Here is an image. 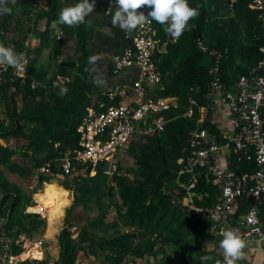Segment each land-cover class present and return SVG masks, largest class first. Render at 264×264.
I'll use <instances>...</instances> for the list:
<instances>
[{"label": "rangeland", "instance_id": "374dc122", "mask_svg": "<svg viewBox=\"0 0 264 264\" xmlns=\"http://www.w3.org/2000/svg\"><path fill=\"white\" fill-rule=\"evenodd\" d=\"M64 1L68 7L80 2ZM188 3L198 7L199 14L176 42H164L160 56L165 76L170 73L172 78L165 77L163 88L157 91L173 100L175 114L182 112L189 96L205 87L206 77L196 78L193 73L191 60L196 51L189 35L201 18L209 21L208 40L219 38L229 48L230 66L235 70L252 64L264 50L261 29L249 8L251 0H234L232 9L223 5V0ZM18 4L16 0L11 14L0 15V43L25 55L36 87H30L31 91L21 86L16 92L0 87V123L6 127L0 131V226L12 252L20 253L21 243L29 241L33 243L26 245L21 255L36 254L40 256L37 261L45 264H223L219 246L223 237L212 232L197 212L213 205L216 194L200 183L189 190L190 183L176 174L185 121L175 123L166 134L141 139L88 177L84 170L76 175L81 179L48 177L46 183L62 186L67 196L61 214L52 219L54 229L48 230L49 213L34 211L28 170L50 153L49 138L59 137L49 125L55 100L52 94L64 96L73 118L86 111L101 96L107 63L122 45L126 30L112 25L117 8H108L106 0H96L94 11L82 23L87 36L78 52L75 37L65 36L59 26L65 41L58 42L57 28L47 29L46 19H38L35 11L27 14ZM158 36L164 40L166 32L159 31ZM96 54L103 55L92 71L87 61ZM196 58L204 61L202 56ZM56 73L67 75L68 81L53 87L50 80ZM62 88L67 92L61 94ZM18 128L24 129L26 137L11 134ZM5 148L12 153L4 154ZM126 238L133 245L144 243L145 253L122 256L118 263V257L113 261L105 257L114 251L121 253L120 244ZM262 247L253 252L243 250L237 264H264V243ZM22 261L31 264L29 259L16 264Z\"/></svg>", "mask_w": 264, "mask_h": 264}, {"label": "built area", "instance_id": "2783aa9c", "mask_svg": "<svg viewBox=\"0 0 264 264\" xmlns=\"http://www.w3.org/2000/svg\"><path fill=\"white\" fill-rule=\"evenodd\" d=\"M115 2L106 0L108 8H116ZM224 3L232 9L234 0H224ZM249 8L258 13L264 38V0H252ZM139 11L148 13L146 7ZM158 32L154 21L125 31L122 45L107 63L106 77L99 91L101 96L86 108L76 126L77 145L56 159L62 175L73 176L88 167L90 174H94L99 164L126 152L141 139L165 130L171 120L165 114L175 104L157 91L163 88L164 79L160 56L164 53V42L176 40L167 33L162 40ZM55 38L58 42L65 41L58 28ZM196 43L212 59L201 98L190 96L182 113L193 118V125L177 160L178 178L188 176V189L193 190L198 177H202L204 184L216 190L215 203L197 209L212 232L221 235L228 228L238 229L246 241L243 250H261L264 243V50L244 74L226 81L221 74V63L227 48H210L203 38L196 39ZM27 65L28 60L23 73L10 66L0 67V84L2 80L12 82L14 77L24 83ZM50 81L53 87H58L68 81V76L56 73ZM30 86L36 87L35 80ZM9 91L15 92L16 87L11 85ZM54 147L58 144L54 143ZM55 176L49 162L33 169L29 175L34 211L38 215L46 213L36 198L46 183L43 178ZM32 243L23 241L20 253H13L0 226V264L7 261L16 264L22 259L35 263L37 259L21 256L25 246Z\"/></svg>", "mask_w": 264, "mask_h": 264}, {"label": "trees", "instance_id": "16d2710c", "mask_svg": "<svg viewBox=\"0 0 264 264\" xmlns=\"http://www.w3.org/2000/svg\"><path fill=\"white\" fill-rule=\"evenodd\" d=\"M64 2H65L64 0H18V3H19L18 5L20 8H22V9L24 8V11L27 14L31 13V11H35V14H36L38 19H46L47 29L49 28V26L54 27V28H59V26H61L63 28L65 36L67 35V36L75 37L76 42H77V51L81 52L83 50V43H84L85 38L87 36V32L85 31L82 24L72 26V27L66 29L64 27L65 24L58 23V17H59L60 11L63 8L68 7L67 5L64 4ZM223 2H224V0H223ZM222 4L225 5V3H222ZM9 6L13 7V5H11V4ZM146 10H147V12L150 11V9H148L147 7H146ZM251 11L255 15V20L261 29V34L263 37L262 28H261L260 22L258 20V13L253 11V10H251ZM154 23L158 27L159 31L165 32L164 31L165 25H160L155 21H154ZM208 24H209L208 19L203 20V18H201V20L190 30V33H189L191 45L194 47V50L196 51L195 56L191 60V63L194 66L193 73L195 74L196 78H198V76H205L206 77V83H205L204 89L201 90L200 92H197V93L191 95V96H195L197 98H201L203 91L206 88L207 81H208V68H209V65L211 63L212 57L208 52H203L199 49V47L196 43V39L203 38L205 44H207L210 48H220V49L227 48V53L224 55V58H223L222 63H221V74H222V77L226 81H229V80L232 81L235 78H237L239 75L244 74L248 70V68L251 67L258 60V59L255 60L252 64H250L247 67L242 68L240 70H235L234 68H232L230 66V62H231L230 51H229V48L227 47V45L224 42H221V40L219 38H214L212 40H208L207 34H206V26ZM184 32H186V31H184ZM263 40H264V38H263ZM2 43L5 45L4 42H2ZM197 56H202V60H204V61H202L200 63V61L196 58ZM28 64H29V62H28ZM160 66H161V69H162L163 75H164V79H163V83H164L166 80L165 77L172 78V76L170 75V73L165 76L164 66H163L161 61H160ZM91 69H92V65L89 66V70H91ZM26 74H27V78L26 77L24 78V83H20L19 78L14 77L12 82L5 80V82L1 83L0 87H5L9 90V87L11 85H14L16 87V91H18V89L21 86H26V88L31 90L30 89V87H31L30 83L32 80H34V79H32V74H34V73L31 72V69H30V67H28V65H27ZM42 93H44V91H42ZM52 95L54 96L55 100H54V108L52 110L53 112L50 114L51 122L49 123V125L56 128V132L59 135V137L54 139L50 136L51 138H49V142H48L50 153L48 154V156L46 158H44V160H40V161L36 162L35 164H33V166H30V168L28 170V176L30 175V173L32 172L33 169L40 167V166L49 162L50 169L55 175L60 176L64 179H70V180L71 179H81L80 178L81 176L79 178H76L77 174H75L73 176L62 175V171L59 168V162H58V160L56 161V159L62 157V155L66 149H73L77 145L78 137H77V133H76V126L79 124L82 116L85 113V110L82 113L81 112L78 113L73 118V111L71 110V104H69L67 102V100H65L64 96L63 95L56 96L54 94H52ZM188 98H187V100H188ZM187 100H186V104H187ZM186 104H185V106H186ZM184 109H185V107H184ZM184 109L182 110V112L180 114H175L174 109H172L171 111L166 113L165 114L166 117L171 118V120L167 123L165 130L162 133L153 136V137H158V136H161L163 134H166L170 130V128L174 126L175 123L185 121L186 122V128L184 131L183 142L181 143L180 148H179L178 158L182 155V148L185 146V144L187 142L188 130L193 125V118H188V117L183 116L182 113H183ZM4 128L6 129V127L3 126V123H0V131L4 132L5 131ZM209 129L211 131L214 130V128H212V127ZM69 131H71V132H69ZM11 134L17 135V137H26L25 136L26 132L24 131V129H21V128H18L17 130H15ZM51 134H53V133H51ZM54 143L58 144L57 148L54 147ZM5 149L2 150V152H4V154L7 153L9 155L10 153H12V150H8V149L5 150ZM178 158H177V160H178ZM177 160H176L175 168H176V174L178 175V171L180 169V166L177 163ZM102 164L103 163H101L97 166V168H96L97 171H99L102 168ZM77 167H79V166H77ZM102 171H103V169H102ZM83 173H84L85 177H88L90 175V167H88L86 170H84ZM43 179L46 180L47 178H43ZM178 179L186 182V181H188V176H181ZM198 183H200L206 191L214 192V194H216L215 189L210 188V187H208V185L204 184L202 177H198ZM0 201H2V197H1ZM120 245L123 248L121 253H119L118 251H114V252H112V254H106L105 257L108 258L110 261H113L118 257V259L116 260V263H118V261L120 260V258L122 256H125V255L142 256L145 253L144 243H138L136 245H133L129 242V239L126 238L122 241V243ZM148 249H151V246ZM21 256H22V258L33 257L34 259L40 260V256H37L36 254H33V253H29L27 255V257H24L23 255H21ZM20 264H29V263L22 261V262H20ZM33 264H45V263H43L41 261H37Z\"/></svg>", "mask_w": 264, "mask_h": 264}, {"label": "clouds", "instance_id": "9594fccd", "mask_svg": "<svg viewBox=\"0 0 264 264\" xmlns=\"http://www.w3.org/2000/svg\"><path fill=\"white\" fill-rule=\"evenodd\" d=\"M96 0H80L73 6L63 8L58 17V23L69 27L85 22V18L94 11ZM16 0H0V15L11 14ZM117 10L112 15V25L122 30H135L138 26L155 21L160 25H167L164 31L178 40L188 29L189 21L199 14L198 7H191L188 0H116ZM147 7L150 11L145 15L140 9ZM103 54L92 55L87 63L95 65L102 58ZM27 59L23 53H17L11 46L0 43V67L10 66L16 71L23 73L26 70ZM92 71H96L95 68ZM102 83V81H94ZM67 92L66 88L61 89V94ZM223 239L220 241V248L223 250V264H237L243 258V249L246 241L238 229L228 228L221 233ZM207 260L210 257H203ZM216 264H221L216 261Z\"/></svg>", "mask_w": 264, "mask_h": 264}, {"label": "bare ground", "instance_id": "6f19581e", "mask_svg": "<svg viewBox=\"0 0 264 264\" xmlns=\"http://www.w3.org/2000/svg\"><path fill=\"white\" fill-rule=\"evenodd\" d=\"M36 198L44 206L46 212L49 213L47 216L49 219L48 230L52 231L54 229L52 219L61 214V207L67 201L65 190L60 185L45 183ZM52 199H54L53 204H51Z\"/></svg>", "mask_w": 264, "mask_h": 264}]
</instances>
